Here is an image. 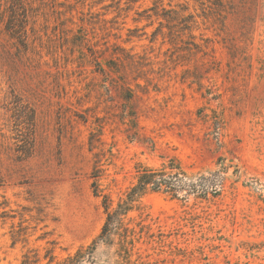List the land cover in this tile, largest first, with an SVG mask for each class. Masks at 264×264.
Returning <instances> with one entry per match:
<instances>
[{"label": "rangeland", "instance_id": "obj_1", "mask_svg": "<svg viewBox=\"0 0 264 264\" xmlns=\"http://www.w3.org/2000/svg\"><path fill=\"white\" fill-rule=\"evenodd\" d=\"M23 1L24 44L0 0V264L89 246L103 197L170 160L223 188L144 195L133 260L264 264V0Z\"/></svg>", "mask_w": 264, "mask_h": 264}, {"label": "trees", "instance_id": "obj_2", "mask_svg": "<svg viewBox=\"0 0 264 264\" xmlns=\"http://www.w3.org/2000/svg\"><path fill=\"white\" fill-rule=\"evenodd\" d=\"M11 14L5 23L6 33L15 40L24 44V22L18 21L17 9L24 4L23 0H7ZM188 17L186 22H188ZM187 30L191 31L188 24H184ZM136 184H134L117 202L109 195L103 197V208L106 219L98 237L87 247H81L73 255L59 261L57 264H104L99 263L95 254L100 246L107 248L112 253L113 264H143L135 259L134 251L137 244L146 242V239L153 240L154 236L148 232V227L142 225L132 218V214L139 212V202L148 193H159L179 199V194L186 191V194L196 193L202 198L209 195L217 196L223 188V181L216 176L212 180L206 177L192 182L188 173L176 160L164 162L161 167H147L139 165L137 168ZM95 171L94 174H97ZM94 188L96 195L101 191L98 189L100 176L94 175ZM1 160H0V181ZM188 187V189H186ZM49 260L48 264L54 262L55 257L52 252L47 251L44 260ZM40 259L31 256L30 253L24 255L23 264H38Z\"/></svg>", "mask_w": 264, "mask_h": 264}]
</instances>
